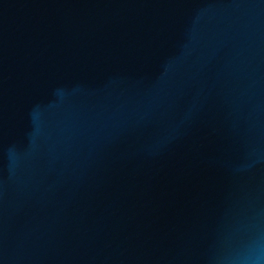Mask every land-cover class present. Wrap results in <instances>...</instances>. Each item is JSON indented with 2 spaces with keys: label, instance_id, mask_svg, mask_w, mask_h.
Returning a JSON list of instances; mask_svg holds the SVG:
<instances>
[{
  "label": "water",
  "instance_id": "obj_1",
  "mask_svg": "<svg viewBox=\"0 0 264 264\" xmlns=\"http://www.w3.org/2000/svg\"><path fill=\"white\" fill-rule=\"evenodd\" d=\"M0 264H264V0H0Z\"/></svg>",
  "mask_w": 264,
  "mask_h": 264
}]
</instances>
